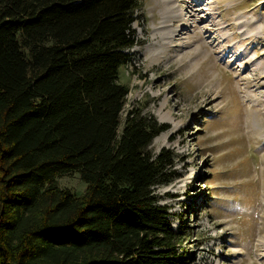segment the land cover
Masks as SVG:
<instances>
[{
	"label": "trees",
	"instance_id": "1",
	"mask_svg": "<svg viewBox=\"0 0 264 264\" xmlns=\"http://www.w3.org/2000/svg\"><path fill=\"white\" fill-rule=\"evenodd\" d=\"M139 5L0 0V264H192L156 190L176 154L149 149L169 126L121 120Z\"/></svg>",
	"mask_w": 264,
	"mask_h": 264
},
{
	"label": "rangeland",
	"instance_id": "2",
	"mask_svg": "<svg viewBox=\"0 0 264 264\" xmlns=\"http://www.w3.org/2000/svg\"><path fill=\"white\" fill-rule=\"evenodd\" d=\"M135 16L121 120L136 109L169 126L149 149L176 154L178 176L156 190L186 235L179 254L264 264V0H140ZM171 42V54H151ZM58 183L76 195L87 186L76 172Z\"/></svg>",
	"mask_w": 264,
	"mask_h": 264
},
{
	"label": "bare ground",
	"instance_id": "3",
	"mask_svg": "<svg viewBox=\"0 0 264 264\" xmlns=\"http://www.w3.org/2000/svg\"><path fill=\"white\" fill-rule=\"evenodd\" d=\"M175 4V3H174ZM178 13V12H177ZM176 17L178 18V16H177V14H176ZM173 21H175V19L173 18V19H170L169 20V23H168V26L170 27V31L171 30H173L172 31V33H173V35L174 36H177L178 34H179V32H180V29H179V27H176L175 25H174V22ZM163 26H165V25H163ZM167 26V27H168ZM161 27V26H160ZM162 34H163V32H162ZM165 35V34H164ZM166 36V35H165ZM163 39V38H162ZM159 41V40H158ZM173 41V40H172ZM160 44V43H159ZM158 44V45H159ZM157 45V44H156ZM155 46V45H154ZM174 46H177L175 43H173V42H171V43H169V44H167L166 46H162V44H161V46L160 47H156V48H152L151 50H150V52H151V54L152 55H154L155 57H156V59H160V58H164V56H166V55H168V54H171V52H170V50L169 49H171V48H173Z\"/></svg>",
	"mask_w": 264,
	"mask_h": 264
},
{
	"label": "built area",
	"instance_id": "4",
	"mask_svg": "<svg viewBox=\"0 0 264 264\" xmlns=\"http://www.w3.org/2000/svg\"><path fill=\"white\" fill-rule=\"evenodd\" d=\"M131 50H132V48H131ZM129 64H131V63H129Z\"/></svg>",
	"mask_w": 264,
	"mask_h": 264
}]
</instances>
